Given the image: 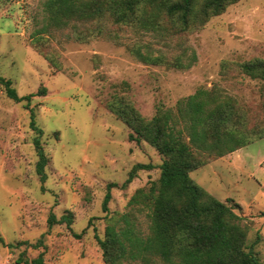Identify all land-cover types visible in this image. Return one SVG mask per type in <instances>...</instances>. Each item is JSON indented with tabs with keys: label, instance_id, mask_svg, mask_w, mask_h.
<instances>
[{
	"label": "rangeland",
	"instance_id": "rangeland-1",
	"mask_svg": "<svg viewBox=\"0 0 264 264\" xmlns=\"http://www.w3.org/2000/svg\"><path fill=\"white\" fill-rule=\"evenodd\" d=\"M146 7L157 29L107 22L99 32L97 23L73 21L44 30V0H0V76L20 96L37 93L17 102L0 85V236L6 243H0V264H25L19 258L42 252L46 264H106L96 235L104 239L109 224L127 227L124 214L132 235L148 236L150 209L129 201L158 180L165 157L144 140H130L132 129L110 104L130 103L147 120L159 108L169 110L182 128L178 104L199 90L234 99L238 128L257 138L212 156L191 177L243 216L248 249L264 264V82L242 69L264 59V0H240L187 30L165 11ZM86 28L89 37L77 40V29ZM36 139L48 158L45 182L37 173ZM139 163L154 167L138 170L123 187ZM51 213L70 215L72 223L49 226ZM153 259L148 264H163Z\"/></svg>",
	"mask_w": 264,
	"mask_h": 264
},
{
	"label": "trees",
	"instance_id": "trees-1",
	"mask_svg": "<svg viewBox=\"0 0 264 264\" xmlns=\"http://www.w3.org/2000/svg\"><path fill=\"white\" fill-rule=\"evenodd\" d=\"M239 1L44 0L48 16L43 29L46 30L50 25L63 27L73 21L97 23L94 29L99 32L104 31L103 26L107 22L135 25L144 29L153 25L157 29L159 23L151 20L154 16L144 15L148 13L146 5L150 4L165 11L177 22L180 30H187L199 27V24H204L213 16L221 15L228 6ZM99 23L102 28L98 26ZM42 32L38 30L35 33V41L40 40ZM77 32L76 39L79 41L87 39L91 33L87 28L86 31L77 29ZM242 69L251 77L260 78L264 82V59L245 62ZM0 85L8 97L17 102L24 99L29 102L37 95L30 93L20 96L12 80L3 76H0ZM45 91L46 88H43L38 92ZM25 107L30 108L29 103ZM110 108L132 129L130 140L148 142L165 159L160 165L158 180L148 190H138L129 201L132 207L143 204L150 209V234L146 237L132 235L130 216L124 214L122 218L127 227L117 230L115 225L109 224L104 239L96 235L103 249L105 263L122 264L127 260L141 259L148 264L155 257L163 264H263L253 250L248 249V230L242 224L243 216L235 212L233 205L221 201L191 177V172L207 164L212 156L222 157L257 138L245 135V131L238 128L241 116L236 117L239 110L234 99L223 98L213 91L199 90L178 104L181 117L178 119L185 122L182 128L173 119L172 111L162 108L158 109L159 114L149 120L130 103L123 105L115 101L110 104ZM261 137L263 135L258 138ZM35 147L39 155L37 173L40 180L45 182L48 158L39 139L35 140ZM153 167L151 163L136 164L123 187L133 181L138 170ZM113 185L109 184L103 201L105 211L112 198ZM61 222L70 226L72 218L63 215L57 219L54 213L50 214L49 226ZM0 243L6 244L2 236ZM31 245L38 246L37 242ZM21 261L25 264H46L43 252L31 260L21 257Z\"/></svg>",
	"mask_w": 264,
	"mask_h": 264
}]
</instances>
